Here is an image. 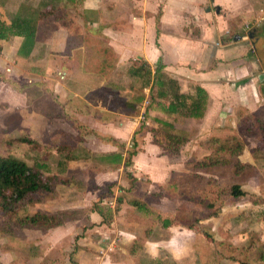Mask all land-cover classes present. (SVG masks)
<instances>
[{
	"label": "crops",
	"instance_id": "obj_1",
	"mask_svg": "<svg viewBox=\"0 0 264 264\" xmlns=\"http://www.w3.org/2000/svg\"><path fill=\"white\" fill-rule=\"evenodd\" d=\"M44 3L45 7L52 8L53 19L49 25L66 31L63 41L55 38V28L49 32L46 52H40L38 26L26 58L16 54L22 41L20 37L0 40L4 42L0 49L5 51L4 57L12 53L16 68L23 61L31 60L29 66L35 71L51 68L50 57L73 55L71 49L68 54L62 53L67 35L79 40L74 47L78 54L83 49L89 51L87 59L80 55V65L69 72V77L75 76L74 80L68 87H62L65 91L60 102L63 103H53V109L61 108L70 121L90 132L81 135L79 153L89 151L103 162L79 164L80 160L71 157L65 172L79 164V168H90V180L97 187L104 183L128 189L132 180L135 189L145 188L146 195L165 188L172 191L169 196L164 194L148 202L141 193L137 196L125 192L122 196L123 191L116 189L106 203L101 200L96 209L85 213V223L79 224V230L74 232L75 257L64 264H203L210 245L205 242L204 246H196L202 230L197 232L194 228L206 226L208 220L199 219L189 227L176 220L181 211L175 203V190L180 177L191 176L187 174L194 170V165L172 160L167 147L159 140V132L154 131V125L175 128L174 123L179 122L177 117L183 115L168 111L169 98L152 100L151 83L144 86L149 99H142L147 103H140L139 115L98 103L96 93L107 87L103 81L107 76L127 73L130 67L136 68L139 64L151 73L160 66V72L176 82L183 97L193 96L195 88L203 90L206 103L199 119L202 126L219 124L221 111L230 103H242L250 96L264 103V57L258 56L264 48V0H44L37 7ZM38 55L42 58L37 59ZM62 74L66 76L65 71ZM181 104L187 106L188 98L182 99ZM140 120L152 127L144 129ZM67 132L69 137L75 135L73 129ZM130 145L138 149L130 158V165L124 166ZM181 149L182 146L180 155L184 150ZM114 153L121 154V164L100 159ZM191 154H194L193 146ZM77 182L81 188L84 179L79 178ZM226 233L232 236L231 231ZM232 247L240 249L247 245L233 244ZM215 257V264H237L221 255L215 254ZM248 264L261 263L250 261Z\"/></svg>",
	"mask_w": 264,
	"mask_h": 264
},
{
	"label": "rangeland",
	"instance_id": "obj_2",
	"mask_svg": "<svg viewBox=\"0 0 264 264\" xmlns=\"http://www.w3.org/2000/svg\"><path fill=\"white\" fill-rule=\"evenodd\" d=\"M41 1L44 0H0V22L10 21L17 12L24 15L45 13L38 32V47L40 52L45 53L49 32L57 28L55 38L62 42L66 31L63 27L49 25L53 19V13L50 12L52 8L45 7V3L37 7ZM66 38V49L62 53L68 54L71 49L73 55L69 58L50 57L51 68L40 71L31 70V60L23 61L16 68L12 53H7L4 57L5 51L0 49V64L4 62L0 66V156L18 159L38 171L42 177L55 179L50 192L29 195L10 212H4L0 208V264L71 262L77 249L74 232L79 230V224L85 223V213L96 209L101 200L107 201L116 189L123 191V194L120 192L122 196L125 192H132L137 196L141 193L148 202H153L156 197L164 194L169 196L172 192L165 188L167 191L160 189L155 194L146 195L145 188L138 186L135 189L132 180L128 189L120 185L109 187L104 183L97 187L90 180V168H79L80 163L89 162L93 165L103 161L89 151L82 155L79 153L81 136L74 123L63 115L61 108L55 107L58 114L53 109V103H63L60 102L65 91L62 87H68L73 82L75 76L69 77V72L80 65V55L82 59H87L90 54L87 49L78 54L74 47L79 40L72 35H67ZM2 43L4 42L0 41V45ZM260 55L264 57V48L258 52V56ZM38 58L42 56L38 55ZM63 71L66 76L62 74ZM87 77L91 76L88 74ZM103 81L107 87L97 91L98 103L139 115L140 103L147 101L137 99L140 96L142 99H149L144 80H133L127 73H117L107 76ZM224 111H221V121L216 126L211 123L202 126L200 118L188 120L182 114L183 116L177 117L179 122L174 123L175 128L154 125V131L159 132V140L167 147L172 160L194 165V170L187 174L191 176L180 177L178 187L174 189L177 192L175 203L181 211L176 220L182 226L189 227L199 219H207L206 226L202 228L209 231L213 228L212 236L221 245L231 243V246H248L254 233L260 234L264 241V103L256 96H250L242 103L226 105ZM256 116L259 121L254 118ZM140 121L144 124L143 120ZM143 124L144 129L152 127ZM72 129L75 135L69 137L67 131ZM191 131L194 135L190 134ZM199 132L202 134L199 135ZM190 138L194 140L190 141ZM181 146V150H184L180 155L178 152ZM192 146L194 154H191ZM137 149L135 146L134 150ZM131 151L132 148L129 147L127 153ZM71 157L80 160L79 164L71 166L65 172ZM198 164L202 167L197 169ZM79 178L84 179L81 188L78 182L75 183ZM233 185L238 186L244 196L232 198L229 193ZM79 204L86 206L77 208ZM35 213L51 215L54 224L32 227L18 223L24 216ZM207 216L210 217L205 218ZM228 231L232 232L230 240L231 237L226 233ZM202 238H197L196 246H204L205 242H210L209 239ZM208 251V258L204 259L203 264H215V254H224V249H217L213 245ZM248 252L253 254L255 251ZM230 253L238 258V253ZM250 254L239 252V259H248Z\"/></svg>",
	"mask_w": 264,
	"mask_h": 264
},
{
	"label": "trees",
	"instance_id": "obj_3",
	"mask_svg": "<svg viewBox=\"0 0 264 264\" xmlns=\"http://www.w3.org/2000/svg\"><path fill=\"white\" fill-rule=\"evenodd\" d=\"M41 12V11H40ZM44 14H39L38 12L34 15L31 13L23 14L20 12L15 13L14 17L10 20L9 24L0 22V40H6L9 37L16 36L22 39L20 46L16 54L22 58H26L31 51V48L35 42L37 28L40 25ZM161 67L156 66L154 72L151 73L149 69L143 67L142 65H137L136 68L130 67L127 71L128 76L144 80V86L150 84V89H154V96H151L153 99H167L169 102L167 105L169 112H179L186 117L199 119L202 116L204 106L206 103V94L200 88L194 89V95L190 97H183L178 92L177 84L174 80L165 77L160 72ZM1 77V76H0ZM188 98L187 106L181 104V100ZM137 100L141 101L142 97L140 96ZM257 121V116L254 117ZM264 122V117H263ZM76 130H78V135L90 134L89 131H84V127L81 125L75 124ZM80 130V131H79ZM100 139L110 140L105 137H100ZM122 146V145H119ZM132 151L126 154L125 159L123 160V165H130V158L135 155L137 152L135 145L131 146ZM239 150V149H238ZM101 160L108 161L110 164L118 165L122 162L121 154L114 153L100 157ZM197 169L201 168L202 165H196ZM55 179L42 177L41 174L34 170L33 168L27 166L24 162L12 158V157H1L0 156V208L4 212H10L13 210L14 206L22 203L29 195L39 193V192H50L53 186ZM112 187L111 185H108ZM229 195L232 198H238L244 196L243 191L239 189L238 186L233 185L230 188ZM207 207H209L207 205ZM20 225L26 226H48L54 224V219L51 215L35 213L31 216H24L18 220ZM166 226V223L165 225ZM194 228V227H193ZM197 229L202 230V236L205 237L210 246L216 247L217 249L221 247L224 249V254L222 256L227 257L228 259H233L237 264H248L250 261L263 263L264 264V241L261 240L260 236L257 233L252 234L251 241L245 248L235 249L230 244L225 246L221 245L220 242H217L216 239L212 236L211 233L205 231L202 227H195L194 230L199 232ZM238 253V258L233 257L232 253ZM248 251H255L253 254H250ZM239 252L244 253L245 255L250 254L251 257L248 259L241 260L239 259ZM218 253L221 251L218 250Z\"/></svg>",
	"mask_w": 264,
	"mask_h": 264
},
{
	"label": "built area",
	"instance_id": "obj_4",
	"mask_svg": "<svg viewBox=\"0 0 264 264\" xmlns=\"http://www.w3.org/2000/svg\"><path fill=\"white\" fill-rule=\"evenodd\" d=\"M60 79H62V76H60Z\"/></svg>",
	"mask_w": 264,
	"mask_h": 264
}]
</instances>
